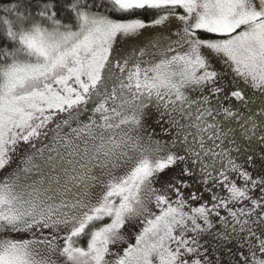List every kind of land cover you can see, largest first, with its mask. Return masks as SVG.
I'll use <instances>...</instances> for the list:
<instances>
[{"label":"snow or ice","instance_id":"obj_1","mask_svg":"<svg viewBox=\"0 0 264 264\" xmlns=\"http://www.w3.org/2000/svg\"><path fill=\"white\" fill-rule=\"evenodd\" d=\"M0 264H264V0H0Z\"/></svg>","mask_w":264,"mask_h":264}]
</instances>
